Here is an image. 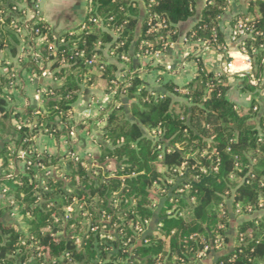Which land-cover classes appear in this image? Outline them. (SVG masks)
I'll return each mask as SVG.
<instances>
[{
  "label": "trees",
  "instance_id": "trees-1",
  "mask_svg": "<svg viewBox=\"0 0 264 264\" xmlns=\"http://www.w3.org/2000/svg\"><path fill=\"white\" fill-rule=\"evenodd\" d=\"M227 5V0H207L203 7L196 0H144L143 4L138 0H93L91 15L99 17L107 31L94 32L90 15L75 29L84 26L82 35H71L75 32L71 30L57 37L46 23L39 25L45 33L49 29L52 43L58 38L64 40L63 44L55 42V50L42 47L46 62L53 61L52 69L60 70L55 74L58 86L43 94L44 108L29 106L12 117L5 113L3 90L11 81L14 83L15 77H9L11 73L8 77L0 75V180L13 186L8 202L2 201L0 207V264H113L121 258L129 264H156L160 256L165 264H190L205 247L210 248L209 254L218 236L226 243L225 231L230 217L237 216L238 205L245 214L250 208V217H257L240 221L235 248L220 252L218 264H264V214L260 207L264 197V111L256 99L250 107L238 108L227 97L229 77L207 72L200 59L196 76L184 87L167 83L163 94L151 96L140 75L134 73L129 85L116 91L114 101L120 105L112 101L105 113L103 141L107 145L100 146L99 158L101 165H114L113 173L96 167L99 175L95 177V169L89 172L70 160L66 169L69 183L56 173L39 179L36 165L6 180L14 175L12 166L19 148L31 150L33 138L40 133L58 140L67 137V116L84 87L95 86L111 94L119 67L104 59L107 46L110 54L117 48L113 54L120 61L122 55L133 56V46L138 53L142 42L166 38L168 31L171 41H177V26L194 17L196 23L188 36L219 46L224 44L220 19ZM243 11L240 16L253 19L254 34H262L248 41L255 50L249 51V77L259 78L264 70V0H250ZM155 17L165 23L166 29L153 35L149 31L156 24ZM112 33L119 34L116 40ZM7 36L0 39V51L16 57L20 41ZM100 41L103 45L97 47ZM162 48L160 41L152 51ZM82 53L84 57H80ZM95 55L106 62L104 67L86 64ZM248 81L245 78L244 88L254 93L258 87ZM121 98L130 103L128 108ZM14 122L21 123V128L16 129ZM153 129L162 130V139L146 136ZM158 145L164 150H158ZM59 160L44 154L37 161L33 155L35 163L47 167L60 164ZM182 166H186L184 175L164 184L170 171ZM233 175L241 181L239 184L232 181ZM159 185L163 191L156 193L155 186ZM74 200L86 206L66 219V209L74 205ZM14 209L18 213L15 221L9 212ZM85 213L90 223L82 228L87 232L78 247L72 238L80 234ZM104 216L110 220H103ZM55 217L59 223L54 222ZM104 226L113 240L101 237ZM93 227L97 230L94 233ZM137 227L143 229L141 235ZM128 239L131 243L125 251Z\"/></svg>",
  "mask_w": 264,
  "mask_h": 264
},
{
  "label": "crops",
  "instance_id": "crops-1",
  "mask_svg": "<svg viewBox=\"0 0 264 264\" xmlns=\"http://www.w3.org/2000/svg\"><path fill=\"white\" fill-rule=\"evenodd\" d=\"M196 1L202 7L200 0ZM245 1H233L232 10L234 14H239L240 6L244 5ZM86 16V0H68L66 6L58 3L57 0H43L41 4L42 20L57 37L81 26ZM228 17L225 15L221 21V30L224 33V51L216 47L208 48L203 43L198 44V42L189 40L187 34L196 23V17H194L178 25L177 42L171 44L170 47L156 51V54L151 57H138L137 59L133 55L131 65L129 67L125 65L124 69L119 67L120 71L118 73L128 68L132 71L131 74L138 73L140 75L145 88L154 91L156 94H163L165 92L163 86L167 83L184 87L193 80L198 72V60L195 58L200 54L199 59L203 62L207 72L215 76L224 74L229 77L231 89L227 93V97L232 103L238 108H248L252 100L256 99L259 102L261 111H264V70L261 74L260 84L254 86L258 89L254 93L246 91L244 80L248 78L250 81L253 77H249L252 73V62L249 56L239 52L237 43L231 41L233 24L227 20ZM6 56L12 61L7 64L10 65L11 75L15 77L13 85L6 88L11 117L22 113L29 106L34 109L44 108L41 92L44 94L50 88L58 86L59 81L55 77L57 69L54 70L52 65H49L45 72H39L37 77H34V71L31 68L14 62L8 54ZM110 100L111 98L107 94H104L95 86L84 87L79 101L67 116L65 126L69 130L67 137L57 141L49 134L40 133L33 138L37 152L40 154L45 152V154L60 157L66 155V148H70L73 153L81 154L88 165L94 166L95 162H99L102 154L100 146L107 145L103 141V129L106 123L105 109L109 107ZM120 101L126 108L130 106L125 98H121ZM13 126L20 129L22 124L14 122ZM26 126L32 129L31 124H26ZM71 161H74L73 158H71ZM68 162H66V168H68ZM22 164L23 158L22 153H20L13 161L14 176L20 174ZM103 165H107V163ZM9 179L10 177L6 180ZM1 182L2 180H0V188L5 187L6 183ZM2 196L0 193V205H2V201H7L2 199ZM229 222V226L225 231V250L227 253L232 252L236 246L237 228L240 219L237 216L230 217ZM151 228H153V224L149 225L150 232L152 231ZM219 256L220 252L212 248L207 258L199 264H213Z\"/></svg>",
  "mask_w": 264,
  "mask_h": 264
},
{
  "label": "rangeland",
  "instance_id": "rangeland-1",
  "mask_svg": "<svg viewBox=\"0 0 264 264\" xmlns=\"http://www.w3.org/2000/svg\"><path fill=\"white\" fill-rule=\"evenodd\" d=\"M41 1V0H40ZM58 1V3H60V4H62L63 6H66V4H67V2H68V0H57ZM92 1L93 0H86V3H87V15H90V18H89V22L91 21L90 19H92V18H95L94 16H92L91 15V13H93V11H94V9H93V7H92ZM141 4H143V2H144V0H138ZM244 1V0H243ZM39 2V1H38ZM37 2V3H38ZM42 2H43V0H42ZM200 2L202 3V7L207 3V0H200ZM250 2V0H246L245 1V4L244 5H241L240 6V14H242L244 11L242 10V9H247V7H248V3ZM25 3H26V0H0V39L2 40L3 39V36L4 35H6L7 36V34H10V35H13L15 38H17V36L15 35V33H14V31H13V25H12V21L13 22H17V21H21V20H23V19H21L22 17H21V15H22V11L23 10H26V8L24 7V5H25ZM211 3H213V2H211ZM227 3H228V5H227V7H226V9H225V12H224V15L221 17V19H220V27H222L221 25H222V23H221V21L224 19V17H225V15L226 16H229L228 17V19L227 20H229L230 21V23L232 24L233 23V25H232V29H231V35H232V33H233V31H234V29L239 25V22H236V24H234V21H235V17H239V19L237 18V20L239 21H241L242 23H245V22H248L249 23V25H250V23L252 24L253 23V19L251 18V17H247V18H244V17H242V16H240V14H234L233 13V10H232V3H233V0H227ZM39 4V3H38ZM42 4V3H41ZM40 4V5H41ZM199 6V5H198ZM200 7V6H199ZM16 8V9H15ZM40 10H41V6H40ZM238 15V16H237ZM28 16V15H27ZM155 21H156V24H152L151 25V29H150V31H149V33H155V34H153V35H156L157 33H159L162 29H166L165 28V23L163 24V22H160L159 21V18H156L155 17ZM91 23H93V22H91ZM149 23L151 24V22H150V19H149ZM84 24V23H83ZM82 24V25H83ZM81 25V26H82ZM91 27H93V29H95L96 31H94V32H97V31H100V32H104V31H107V29H106V26L103 24V21L101 20V22L99 21L98 23H93V26H91ZM177 28H178V26H177ZM76 29H78V28H76ZM86 29V28H85ZM85 29L82 27V28H80L79 30H76L75 31V29H73L72 31L74 32V34L75 35H82V33H84V31H85ZM51 30V29H50ZM192 30V29H191ZM52 31V30H51ZM71 31V30H70ZM178 34H179V29H178ZM112 35H113V37H114V39L116 40L117 38H118V36H119V34L118 33H112ZM170 35H171V31H168V33H167V36H166V38H163V37H156L155 38V42H150V41H145V42H142V44H141V46L139 47V49H138V53L136 52L135 53V51H136V49H135V47L133 46L131 49H130V52H132V55H134L137 59H138V57H145V54H144V51L145 50H141V47H144V49H147L148 48V50L149 51H151V52H153L152 50L156 47V44H158L160 41H162L163 42V48H167V47H170L171 46V44H173V43H175V42H177V41H175V42H173V41H171V39H170ZM251 36L252 37H254L255 38V36L253 35V34H251V33H247V36H245L244 37V39H246V42H247V45H248V41L250 40V39H252L251 38ZM8 37V36H7ZM187 37L189 38V40H191V41H194V42H198V44H202L203 43V45H206L207 44V42H201V41H195V40H193L192 38H190L189 36H188V34H187ZM18 39V38H17ZM178 40V39H177ZM231 41H232V39H231ZM233 42V41H232ZM156 43V44H155ZM236 43V42H235ZM102 42L100 41L99 43H98V46L97 47H102ZM148 45V46H147ZM149 45H151V46H149ZM18 46H19V44H18ZM207 47L208 48H213V46H208L207 45ZM216 47V46H215ZM214 47V48H215ZM219 47V49L220 50H222V51H224V49H225V44H221V45H219L218 46ZM218 47H216L217 49H218ZM162 48V49H163ZM237 48H238V50H239V46H238V44H237ZM263 47L261 46V49H262ZM117 49V48H116ZM116 49H114L113 50V52H112V54H110L108 51H109V46H107V48L104 50L105 51V57H104V59H106L107 60V63H110V62H112V63H116V64H118V67H124L125 65L127 66V67H129L130 65H131V63H132V61H133V57L134 56H126V55H122V57H124L125 59H122V57H121V60L120 61H118V58L114 55L115 54V52H116ZM19 51V50H18ZM18 54H20V51L19 52H17ZM114 53V54H113ZM6 54H8V52L7 51H5V50H1L0 51V75H4V76H6V75H8V73H10V70L8 69L9 68V64H7L8 62H12L7 56H6ZM249 54V53H248ZM199 55L200 54H198L197 56H196V60H199ZM9 56H10V54H9ZM11 57V56H10ZM151 57V56H150ZM93 58V57H92ZM12 59L14 60V62H16V63H19L20 64V60H21V58L19 57V55H16V57H12ZM94 65L95 64H99L100 65V67L102 68V67H104L105 66V64H106V62H103V60L100 58V56H97V55H95L94 56ZM50 62H52L53 63V61H50ZM52 63H51V65H52ZM124 69V68H123ZM60 70L58 69V70H56V73H58ZM120 71V69L118 70V72ZM125 72V73H124ZM132 71H130L128 68L127 69H125V70H122L120 73H118L117 74V76H116V82L114 83V89H112V92H111V94H107V96L108 97H112L114 94H113V91H117V90H120V89H125L128 85H129V79L131 78V76H132ZM9 77H12L11 76V74H9ZM11 83H12V81H11ZM11 83H9V85L8 86H10L11 85ZM248 83H249V81H248ZM121 85V86H120ZM6 89H4L3 91V97L6 99V103H7V106H6V109H5V113H9V110H10V103H9V97H8V94H7V90L5 91ZM181 92H185V91H182L181 90ZM149 93L151 94V96H155L154 94H155V92L154 91H152V90H149ZM111 102H112V99L110 100ZM110 102V103H111ZM110 103H109V107H110ZM120 103V102H119ZM115 104V103H114ZM109 107L107 108V109H105V113H107V111L109 110ZM259 110V109H258ZM257 110V111H258ZM259 113H260V111H259ZM17 125V124H16ZM150 134H151V132L149 131V132H146V136L147 137H149L150 136ZM53 137V136H52ZM55 138V137H54ZM56 139V138H55ZM57 141H58V139H56ZM264 140V139H263ZM10 148H11V150L12 151H14V146L13 145H11L10 146ZM30 149L31 150H25V149H23V148H19V150H18V153H17V156L20 154V153H22V158L23 157H28V156H33V155H35V156H37L38 154H40V153H38L37 152V150H36V147H35V145L33 144L32 145V147H30ZM67 149V151H66V155H62V156H60V160H59V163L60 164H58V165H56V166H53V167H47V166H43L44 168H42L41 170H40V173H41V175H40V177H39V179H45V178H49V177H51L52 175H54L55 173H56V175L58 176V178L59 179H63V180H65L67 183H69V181H68V179L66 178V162L67 161H70L71 160V158H73V160L75 161V163L76 164H81L82 165V167H84L87 171H89V172H91L92 171V169H95L96 167L97 168H101L102 167V169L104 170V172H109L110 174L111 173H113L114 171H115V167H114V165L112 164V163H109V164H107V165H101L99 162H95V165L93 166H90V165H88L87 164V162L84 160V158H83V156L81 155V154H77V153H73V151L72 150H70V148L68 149V148H66ZM65 149V150H66ZM45 154V152L44 153H42V154H40V155H44ZM57 157V156H56ZM24 161H25V159H23V164H22V168H21V170H24L25 168H26V165H25V163H24ZM179 169H181V171L182 172H185V170H186V166H184V169L182 170V167H179L178 168V170ZM91 170V171H90ZM94 175H95V177H98V175H99V171L97 170V169H95L94 170ZM170 177L169 176H167L163 181H164V184H166L167 183V185H168V183H170V184H172V183H174V179H173V177H175L176 176V173L174 172V171H170ZM112 176V175H111ZM15 176L13 175V176H10V179H12V178H14ZM231 179H232V181L233 182H235L236 181V176L235 175H233L232 177H231ZM76 181L79 183V178L78 177H76ZM241 181L239 180V181H236L235 182V184H239ZM6 188H8L9 189V192H10V189L13 187L10 183H6V186H5ZM41 187H44V183L43 182H41ZM1 189V188H0ZM163 188L159 185V187L158 186H155V192L156 193H158V192H162L163 190H162ZM182 192V191H181ZM0 193L3 195V193L1 192V190H0ZM3 196H5V198H6V202H8V200H9V197L7 196V195H3ZM73 203H74V205H71V210H72V213H76V209H77V211H81V209H84V207L86 206V204L85 203H79V201L78 200H74L73 201ZM2 204V203H1ZM261 205H262V207L263 208H261L262 210V213L264 214V197H262V201H261ZM1 207H3V205H0ZM241 209H240V212L239 213H236L237 214V218L238 219H240V221L242 220V219H244V218H247V217H249V218H256L257 216L255 215V214H253V216H251L250 217V215L252 214V213H249L250 211H249V209H248V214L246 213L245 214V209L243 208L242 209V206L240 207ZM70 210V211H71ZM11 214H12V216H10L11 217V219L13 218L14 219V221L18 218V213L16 212V210L14 209V210H12V211H9ZM66 212H68V209H66ZM87 213V212H86ZM84 214V216H86L87 214ZM258 216H260V215H258ZM55 220H54V222L55 223H59V219L57 218V217H55L54 218ZM109 220H110V218H109ZM89 223H90V220L87 218V216H86V219H85V221H83V223L81 224V230H80V234H77V235H74V238H76V244H77V246L78 247H80L81 246V242H82V238L81 237H83L85 234H86V232H87V229L86 228H88L89 227ZM228 223H230V222H228ZM83 227H86L85 229H82ZM58 235H61L60 233L58 234ZM218 237H220V236H218ZM225 248H226V243L224 244V246H223V250L221 251V252H226V250H225ZM37 251V250H36ZM34 254V253H33ZM32 254V255H33ZM32 259H34V256H32Z\"/></svg>",
  "mask_w": 264,
  "mask_h": 264
},
{
  "label": "built area",
  "instance_id": "built-area-1",
  "mask_svg": "<svg viewBox=\"0 0 264 264\" xmlns=\"http://www.w3.org/2000/svg\"><path fill=\"white\" fill-rule=\"evenodd\" d=\"M39 1V2H38ZM39 4H38V3ZM42 3V0H26V3L24 5V7L26 8V10L22 11V15H21V21H17V22H13L12 21V25H13V31L15 33V35L18 37L19 39V46H18V50L20 51L19 57L21 58L20 63H25L26 65H32L34 66L38 71L33 72L34 77H37V74L39 72H45L47 67L49 65H51L52 62H46V59L43 56L42 53V47H48L49 50H55V42L56 44H63L64 40H60L59 38L55 40L54 43H52V41L49 39L47 31L49 29L46 28V33L45 31L39 28V25L43 22L42 17H41V10H40V4ZM16 9V8H15ZM28 15V16H27ZM90 22L93 23H98L99 21L101 22V19L99 17H95L90 19ZM163 22V21H160ZM237 22H239V25L234 29L232 35H231V39L233 42H236L239 46V52L243 55H247L249 56V51H255L253 49V47H249L247 45L246 39H244L245 36H247V33H251L253 35H255V37L257 38V36H261V33H257L254 34V25L248 22L242 23L240 20ZM164 24V22H163ZM83 28L85 29V27L83 26ZM74 33H71V35ZM252 40H256L254 37H252ZM216 37L214 35V41H215ZM210 46V44H206V46ZM148 46V45H147ZM151 46V45H149ZM218 47V46H216ZM263 47V46H262ZM219 49V47H218ZM141 50H145L144 54L145 57H150L153 56V54H156L155 52H151L147 49H144V47H141ZM18 51V52H19ZM80 57H84V54L82 53ZM94 58V57H93ZM91 58L90 60L86 61V64L88 66H92L94 65V59ZM122 59H125L124 57H122ZM262 62L264 63V59L262 60ZM261 81V76L259 78H255V77H251L249 83L253 86H258L260 84ZM13 85V82L11 83V86ZM41 94L43 95V93L41 92ZM113 96L110 98L112 99V101H114L115 95H116V91H113ZM116 106H119L120 103L118 101H114ZM258 109L255 108L254 111H257ZM150 137L154 140H159L162 139L163 137V132L161 129H153L151 131ZM264 141V140H262ZM157 149L160 151H163L164 148L162 145H158ZM23 159H25L24 163L26 165V167H32L33 165H36V167L41 170L43 167L42 164L39 163H35V161H33V156H28V157H23ZM42 159V155L38 154L37 156H35V160H41ZM184 169V166H182V170ZM173 171L176 173V175L178 176H183L184 172L181 171V169L178 170V168L173 169ZM1 192L3 193V195H8L9 193V189L6 187H3L0 189ZM260 207H262V205L260 204ZM68 212H66V219H68L69 214L72 213L71 210V206L67 208ZM240 206H237V210L236 213L240 212ZM71 210V211H70ZM249 211H251L249 209ZM107 219L109 221V218H105V216L103 217V220ZM114 228V227H113ZM91 231L94 233L96 232V228H91ZM102 238L103 239H110L113 240V237L110 235V230L104 226L102 228ZM114 231V229L112 230ZM136 232L138 233V235H141L143 233V229H141L140 227L136 228ZM84 237V236H83ZM81 237V238H83ZM72 240H74L76 242V238H72ZM131 243V239H128L125 244V251H127V246H129V244ZM225 244V240L221 237H217L214 244L212 245L213 249L216 250L217 252H221L223 250V246ZM209 247H205L204 250L202 252H198V254L196 255L197 259L196 261L193 260L190 264H198L201 263L205 260V258H207L208 255V251H209ZM39 251V249H38ZM38 257H42V254L39 252L38 253ZM161 259H163L160 256ZM159 260L156 264H165L164 260ZM232 261V260H231ZM113 264H129L128 261L123 260L122 258L119 259L118 261H116ZM181 264H186L185 262H182ZM214 264H218V260L216 262H214Z\"/></svg>",
  "mask_w": 264,
  "mask_h": 264
},
{
  "label": "water",
  "instance_id": "water-1",
  "mask_svg": "<svg viewBox=\"0 0 264 264\" xmlns=\"http://www.w3.org/2000/svg\"><path fill=\"white\" fill-rule=\"evenodd\" d=\"M17 174H18V173H17ZM205 180H206V179H205ZM2 199H4V200H5V199H6V198H5V196H2Z\"/></svg>",
  "mask_w": 264,
  "mask_h": 264
}]
</instances>
